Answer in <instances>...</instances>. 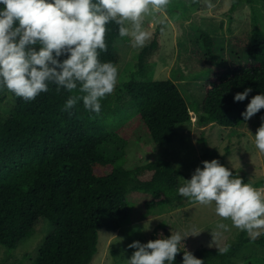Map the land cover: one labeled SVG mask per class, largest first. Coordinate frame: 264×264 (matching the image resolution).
Listing matches in <instances>:
<instances>
[{
	"label": "trees",
	"instance_id": "1",
	"mask_svg": "<svg viewBox=\"0 0 264 264\" xmlns=\"http://www.w3.org/2000/svg\"><path fill=\"white\" fill-rule=\"evenodd\" d=\"M232 9L242 3L251 7L252 62L248 65L225 67L214 73L204 87V100L197 123L204 127L214 123L225 128H237L245 123L242 113L251 99L264 94V27L258 0H231ZM0 5V9H3ZM15 26H18V22ZM118 25H107V52H101V62L118 63L115 42L120 38ZM210 61L218 60L214 39L202 34ZM157 38L137 52L139 74H147V59L158 47ZM39 50V45L36 46ZM67 57H61V61ZM41 93L34 101L25 102L7 89L15 102L11 114L0 112V246L16 249L30 237L41 218L53 225L38 255L30 264H91L99 251L101 229L117 232L131 214L127 195L143 191L152 198L146 203L155 206L177 207L181 173L168 160L140 162L132 168L114 167L104 150L105 144L118 141L127 144V134L106 125L107 115H122L130 107L136 108L152 139L171 142L179 125L191 123L190 108L179 86L171 79L139 80L134 75L125 83L126 96L109 95L101 101V114L87 111L79 101L71 112L63 110L67 99L76 93L65 89ZM251 88L242 102L237 93ZM108 116V119L110 118ZM260 123L264 109L255 115ZM127 118L126 116L124 117ZM204 139H199L203 142ZM229 150L227 151V154ZM206 160H219L222 166L245 183L250 180L242 170L235 171L225 164V156L216 149L204 147ZM109 166L111 172L99 175L97 166ZM260 188L264 186L253 185ZM170 238L154 234L153 240ZM253 242L264 248V234L256 239L243 232L236 243L226 246L227 252L200 247L196 250L180 246L174 264H183L184 250L191 252L204 264H237V252ZM225 249V248H224ZM254 258H244L243 264ZM253 264H264L255 259ZM167 264V262H166Z\"/></svg>",
	"mask_w": 264,
	"mask_h": 264
},
{
	"label": "rangeland",
	"instance_id": "2",
	"mask_svg": "<svg viewBox=\"0 0 264 264\" xmlns=\"http://www.w3.org/2000/svg\"><path fill=\"white\" fill-rule=\"evenodd\" d=\"M209 2L212 7L208 6ZM257 5L263 13L261 22L264 27V0H258ZM251 23V7L245 3L232 9L231 0H171L165 13H153L146 17L143 24L144 30L151 33V40L157 38L159 42L147 59L146 76L139 74L137 52L141 48L133 47L130 36L116 40L118 81L112 95L126 96L125 83L132 75L139 80L171 79L179 86L194 111H190L191 123L179 125L171 142L160 143L152 139L146 125L139 119L136 108L130 107L122 115H107L105 122L108 128L122 130L121 136L128 133L127 144L114 141L104 146L114 167L132 168L140 162L164 159L181 173L179 177L190 180L196 168L202 169V162L209 161L203 157L204 147H208L223 154L228 167L235 171L242 170L252 185L264 186V153H260L254 143V136L261 125L257 117L254 116L237 128H225L214 123L202 127L197 123L196 114L204 100V87L214 73L225 67L252 62L248 54ZM203 33L214 39L218 53L215 62L210 61L206 52ZM14 104L10 93L0 92L2 114H11ZM201 138L204 139L202 143L199 142ZM96 172L107 175L111 167L100 165L96 167ZM179 183L182 186L180 179ZM151 198L143 191L128 193L131 207L128 221L117 232L101 229L99 251L91 264H126L135 251L128 245L135 241L146 244L153 240L154 234L167 232L171 236L172 232L183 233L196 227L201 234L188 237L184 245L181 244L186 249L196 250L200 247L224 249L236 243L243 233L233 227L230 220L218 217L214 204H191L182 197L177 207L148 208L146 203ZM221 222L227 224L230 230H221V235L213 243L211 232L217 230L216 225ZM52 231L53 225L41 218L32 235L21 241L16 249L0 246V264L32 263ZM246 236L249 237L247 233ZM248 256L264 261V248L250 242L237 252L233 261L243 264L244 258ZM254 260L249 263L253 264Z\"/></svg>",
	"mask_w": 264,
	"mask_h": 264
},
{
	"label": "clouds",
	"instance_id": "3",
	"mask_svg": "<svg viewBox=\"0 0 264 264\" xmlns=\"http://www.w3.org/2000/svg\"><path fill=\"white\" fill-rule=\"evenodd\" d=\"M171 0H0V88L25 102L34 101L41 93L65 89L71 95L63 110L71 112L79 101L84 108L101 114V101L113 94L118 81V68L111 62H101V52H107V25H118L120 37L132 38L133 47L143 48L151 40L144 30L146 17L167 11ZM209 7L213 5L209 2ZM18 22V26H15ZM163 32V29H161ZM39 45V50H37ZM61 57H67L61 61ZM251 88L237 93L236 102L244 101ZM264 109V94L254 96L242 113L251 120ZM254 136L255 147L264 153V117ZM190 180L182 177L178 188L180 197L191 204L215 206V214L230 220L233 227L253 240L264 234V187H254L219 160L203 161ZM211 232L213 243L221 230L218 223ZM200 230L192 227L183 233L172 232L170 238L135 241V249L126 264H174L180 246L188 237H197ZM163 237V233L160 234ZM210 247L212 245H209ZM183 264H204L186 249ZM227 249H219L223 254Z\"/></svg>",
	"mask_w": 264,
	"mask_h": 264
}]
</instances>
